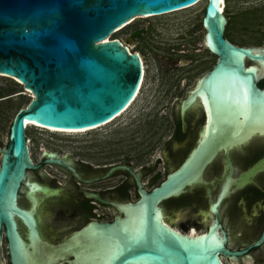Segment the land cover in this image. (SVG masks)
I'll return each instance as SVG.
<instances>
[{"label":"water","instance_id":"1","mask_svg":"<svg viewBox=\"0 0 264 264\" xmlns=\"http://www.w3.org/2000/svg\"><path fill=\"white\" fill-rule=\"evenodd\" d=\"M203 1L0 0V74L17 79L35 96L16 114L9 145L0 148L3 154L0 245L5 225L13 264H28L25 252L20 250L23 241L14 221V213L22 211L17 204L27 171L37 169L30 157L27 122L44 128L78 131L97 128L114 120L134 101L143 77V64L139 53H131L120 40H106L136 19L179 12ZM206 1L203 18L206 43L218 57L197 90V93H203L207 103L208 135L185 162L151 192L143 189L137 175L128 167H112L105 175L108 178L119 170L130 172L137 181L142 199L129 206L132 209L143 206L145 211L141 236L121 241L120 251L111 264H225L221 257L236 258L246 254L226 247V238L219 234L218 222L208 232L187 238V234L179 235L158 220V214L166 220L161 208L165 200L180 196L187 188L201 183L204 169L222 145L228 143L229 152L239 143L232 140L236 137H240V141L246 140L250 127L264 116V88L259 86L264 78V47L232 44L225 38L228 19L220 11L222 1ZM247 61L254 65H248ZM232 84L237 89L242 85L246 89L248 116L245 119L233 110L231 101L217 95L218 89L224 86L231 89ZM238 121L243 122V126L236 133ZM215 143L220 145L212 151ZM47 163L65 166V162L55 155H51ZM68 168L79 177L74 168ZM261 168L258 166L251 173H258ZM220 201L212 207L216 215ZM124 221L117 219L97 227L105 232L110 228L120 230ZM215 228V234L222 241L218 246L209 243ZM263 243L264 231L255 247Z\"/></svg>","mask_w":264,"mask_h":264},{"label":"flooded vegetation","instance_id":"2","mask_svg":"<svg viewBox=\"0 0 264 264\" xmlns=\"http://www.w3.org/2000/svg\"><path fill=\"white\" fill-rule=\"evenodd\" d=\"M201 30L205 32L201 42L194 36V29L181 30L171 38L150 37L145 30H138L128 39V44L118 39L131 49V53H139L145 64L135 103L148 96L150 81H160L152 96L156 103L146 113L145 123L166 122L173 131L160 149L161 157L156 166L136 167L131 160L97 164L80 158L72 162L70 157L45 154L41 142L35 144L37 152L42 153L37 158L28 140L30 157L37 169L27 171L18 196L17 205L22 211L14 213L16 229L23 241L19 249L25 252L28 264H89L91 256L94 261L97 253L94 242L98 235L105 234L115 240L117 232L116 228L102 231L97 225L126 219L125 207L142 199L137 181L130 172L119 170L106 178L109 170L116 166L130 168L143 189L151 192L154 188L149 187L150 182L157 181L161 173H156L150 181L147 179L157 171L158 165L163 163L169 170L187 153L186 160L206 138L209 115L203 93L197 90L218 57L206 43L203 19ZM135 41L142 42L141 51L132 50L129 44ZM147 51L148 55L159 57L160 69L156 76L150 75ZM213 58L216 63L212 66ZM207 65H211L209 70ZM198 71L204 73L191 88ZM259 86L264 88L262 82ZM227 144L222 145L206 166L201 183L161 204L165 222L183 234L193 230L200 234L208 232L218 222L219 234L226 238V247L233 252H246L236 258L221 257L225 264H264V243L255 247L264 231V134H249L229 152ZM0 148H4L1 140ZM51 155L64 161L65 166L47 163ZM2 156L0 153L1 162ZM258 166L262 168L252 174ZM68 167L74 168L79 177ZM219 199L216 215L212 207ZM165 203L174 206L171 216L164 210ZM205 226L208 228L202 231ZM13 246L17 248L18 245ZM34 253L45 260H35ZM0 264H13L5 225L2 227Z\"/></svg>","mask_w":264,"mask_h":264},{"label":"rangeland","instance_id":"3","mask_svg":"<svg viewBox=\"0 0 264 264\" xmlns=\"http://www.w3.org/2000/svg\"><path fill=\"white\" fill-rule=\"evenodd\" d=\"M207 1L201 2L198 6L182 10L179 12L166 14L152 18L136 19L130 25L118 33L112 35L111 40L120 39L127 43L128 39L138 30H145L150 37L164 36L171 38L181 33V30H192L196 32L194 36L201 42L205 32L201 30L202 19L205 15ZM225 17L228 19L226 37L243 47H264V0H226ZM128 44V43H127ZM134 51H141L142 42H132L129 44ZM157 54V52H155ZM149 63L150 75H158L159 57L149 54L146 57ZM216 63L213 58L212 66ZM249 65L254 63L249 62ZM211 65H207V70ZM204 72L198 71L191 83L193 88L196 81ZM264 82V78L261 81ZM19 83V85H16ZM159 80L150 81L148 96L135 103L131 109L121 118L106 127L90 131L84 134H65L45 131L39 128H27L26 134L31 142V147L37 158L42 156L37 152L35 144L43 143V152L55 153L59 156L70 157L72 162H77L80 158L89 160L93 163H113L131 160L136 167H151L157 165V159L161 157L160 149L173 129L168 123L152 122L145 123L146 113H149L156 103L152 98ZM6 90L5 94L0 95V140L3 147L9 143L10 129L16 114L32 101V94L17 79L4 77L0 74V91ZM19 92L21 96H10L8 100L1 99L7 92ZM220 143H215L212 151H215ZM187 153L180 161L175 163L169 170L165 169L163 163L158 165L157 171L148 176V181L156 173H161L160 178L149 184V187L159 186L167 177L169 172L178 169L184 162ZM1 162V160H0ZM216 198V195L215 197ZM164 210L168 216L174 211L172 204L165 203ZM208 205L206 206V208ZM208 227L205 226L202 231Z\"/></svg>","mask_w":264,"mask_h":264},{"label":"bare ground","instance_id":"4","mask_svg":"<svg viewBox=\"0 0 264 264\" xmlns=\"http://www.w3.org/2000/svg\"><path fill=\"white\" fill-rule=\"evenodd\" d=\"M221 1L223 4L220 5V11L224 14V11L226 8V0H221ZM199 4L200 3H198L197 5H195L193 7H196ZM193 7H191V8H193ZM122 28L118 29L116 31V33L121 31ZM111 38L112 37H109L106 41H110ZM130 51H131V49H130ZM140 57H142V56L140 55ZM142 61H143V58H142ZM143 66H144V70H145V64L144 63H143ZM256 70L257 71L259 70L258 66L256 67ZM263 74H264V69H262V75ZM142 87H143V82H142L141 88ZM228 88L229 87L224 86V87H222L221 90L218 89L217 95L222 99L224 98L228 101H231L230 104L233 107V110L238 111V113L241 115L242 119L243 118L245 119L248 116L247 92H246L245 87L242 85V86H240L239 89H237L234 86V84H232L231 89H228ZM31 94H32V98L34 99L35 96L33 95V93H31ZM138 97H139V94L135 98L134 102H132V104L122 114H120L118 117H116L111 122L104 124V125L97 127V128H92V129H88V130L69 131V130H60V129H53V128H44V127H42L39 124L34 123V122H27V127L28 128L35 127V128H39V129H42L45 131L55 132V133L57 132V133H65V134H84V133H87L90 131L100 129L102 127H106L107 125H110L114 121L121 118L124 114H126L131 109V107L137 101ZM205 104L207 105L206 101H205ZM209 123H210V117H209L208 125H209ZM208 125L206 127V132L208 131ZM212 126H213V124H212ZM242 126H243V122L238 121L236 123V129H235L236 133L242 128ZM248 132L250 135L253 133H256V132L264 133V116H262V118H260L253 126H251L250 129L248 130ZM239 139H240V137H236L232 141L234 143H236V142L240 141ZM125 210L127 211L128 216L125 219L122 228H120V230H117L115 240H112L109 236H107L105 234H99L98 237L95 239L94 244H96L95 246L97 249V253L94 254V256H95L94 261H92L93 256L90 257V259H89L90 263L89 264H111L112 261L117 257L118 251H120L119 243H121V241L125 242L126 238L137 239L141 236V233L143 232V227L145 224L144 207L141 206V207H138L137 209H132L131 207H125ZM159 219H160L161 224H165L167 228L173 229L168 224H166L162 214L161 215L158 214V220ZM121 231H123L125 234H122ZM173 231L178 233L179 235H185L177 229H173ZM215 233H217L216 228L214 229V232L210 236L209 243L213 244L214 246H218L221 244L222 241H220V239L218 238V234H215ZM186 237L187 238H195L196 237V230H193L191 233L187 234ZM32 256H33L32 258H34L35 260H38V261L39 260H42V261L45 260L43 256H41V255L36 256L35 253L32 254ZM92 262H94V263H92Z\"/></svg>","mask_w":264,"mask_h":264},{"label":"trees","instance_id":"5","mask_svg":"<svg viewBox=\"0 0 264 264\" xmlns=\"http://www.w3.org/2000/svg\"><path fill=\"white\" fill-rule=\"evenodd\" d=\"M225 37H226V36H225ZM226 38H227V37H226ZM262 84L264 85V82H263ZM16 85H19V83H17ZM5 92H6V90H3V89H2V90L0 91V95L5 94ZM7 92H12V93H10L9 95H4V96H2L1 99H4V98H5V100H8V99H10V98H9L10 96H13V95L16 94V93H17V94L19 93V92H13V89H8Z\"/></svg>","mask_w":264,"mask_h":264}]
</instances>
